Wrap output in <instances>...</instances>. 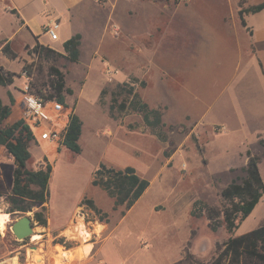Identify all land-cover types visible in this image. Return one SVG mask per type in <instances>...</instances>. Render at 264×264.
I'll return each instance as SVG.
<instances>
[{"label": "rangeland", "instance_id": "rangeland-1", "mask_svg": "<svg viewBox=\"0 0 264 264\" xmlns=\"http://www.w3.org/2000/svg\"><path fill=\"white\" fill-rule=\"evenodd\" d=\"M67 2L0 0V13L2 5L16 9L43 42L48 43L43 26L42 31L40 28L43 17L58 20L59 40L49 41L58 51L63 52L62 43L72 34L81 35L76 63L65 57L40 61L32 54L33 45L19 40L24 31L18 28L16 18L0 14V42L11 41L10 47L17 54L10 61L0 52V72L13 75L11 85L0 86V101L11 108L0 128L21 117L24 85L47 82L49 66L62 72L64 87L70 91L63 93L68 108L53 111L50 104L45 108L56 126H30L33 142L29 144L27 167H44L45 158L52 173L44 213L47 226L33 221L38 207L26 212L23 216L32 219L34 228L33 236L24 241L16 240L10 231L15 216L7 213V197L14 166L0 147V213L9 217L8 225L0 230V264L9 260L18 263V252L30 258L29 253L35 251L31 246L41 248L42 260L34 258L37 264H88L82 263L84 256L78 254L79 249L94 243L93 251L97 252L107 241L90 264H210L230 237L264 225V198L233 232H228L220 214L225 205L221 191L245 176L246 151L260 157L264 154L253 136L254 121L247 120L244 128L238 126L246 108L243 98L248 103L256 99L255 92L243 94L240 88L245 82L254 85L259 76L252 64L250 74L241 81L244 62L233 54V50L238 54V49L236 52L229 43L208 39L205 31L191 36L187 27L197 22L238 25L239 5L246 8L264 0H85L71 11H67ZM54 11L60 15L56 17ZM245 16L254 28L264 24V11ZM244 53L253 55L255 48L251 46ZM227 74L235 76L231 84ZM131 78L138 80L130 82L138 98L162 113V127L150 130L137 112L116 119L109 116L112 93L119 92L118 86ZM124 97L131 99L122 92L118 102ZM70 108L83 122L79 154L57 141L40 140L42 132L66 126ZM245 118L247 115L242 116ZM126 124L133 126L128 133L131 152L127 153L112 148L115 138H121L120 127ZM228 126L235 131L230 132ZM100 163L130 166L149 182L124 216L123 207L113 209V200L106 192L91 185ZM259 172L264 183V162L259 164ZM83 199L91 201L100 213L82 205ZM195 201L219 212L216 231L209 228L204 211L198 215L196 209L195 215H190ZM78 223L80 229H75L73 225ZM35 236L40 238L34 240Z\"/></svg>", "mask_w": 264, "mask_h": 264}, {"label": "trees", "instance_id": "trees-1", "mask_svg": "<svg viewBox=\"0 0 264 264\" xmlns=\"http://www.w3.org/2000/svg\"><path fill=\"white\" fill-rule=\"evenodd\" d=\"M263 10L264 2L246 8H241V5H239L237 15L240 25L246 27L243 19L244 14H257ZM8 12L18 19L19 24L22 23L15 9ZM80 41L81 35L78 33L67 39L62 45L63 54L43 46L37 41H35L31 51L40 61L55 62L59 58L65 57L70 63H76L80 54ZM0 52L10 61L17 58V54L12 51L8 41L0 42ZM23 70L26 71V67H23ZM26 73L28 77H31L30 71L27 70ZM47 77L46 84L42 83L35 86L34 83H31L29 86L30 93L43 100L55 99L63 107L68 108L63 93L70 94V91L64 87L62 72L53 66H49ZM137 81L136 78H131L129 82L118 86L119 92L112 93L108 114L111 118L116 119L117 116L126 115L130 112L140 113L143 124L153 131L163 126L162 113L159 109L149 108L146 103L138 98L134 91V84H130V82L135 83ZM12 83V74L0 72V86H8ZM140 85L143 86L144 83L140 82ZM124 87L127 88L124 89ZM122 92L126 93L127 96H131V99L128 101V98L124 97L118 102V97ZM102 94L103 91L100 92L99 101ZM10 114L11 108L2 105L0 101V121L7 119ZM81 127L82 121L73 113V108H70L63 138L59 145L72 153L79 154L81 149L78 141L81 135ZM127 128L133 129V126L128 125ZM31 141H33V136L29 127L24 125L20 118L14 123L0 128V147L12 159L14 166L12 184L7 197V202L10 204L7 213L19 219L26 212L38 207L39 210L33 212V221L44 228L47 226L44 213L49 197L48 184L52 167L44 158V167L40 165L36 170L28 169L27 165L30 161L29 144ZM259 143L264 147V141ZM245 156L246 164L243 168L245 176L239 182L233 181L230 183L220 193V197L225 204L220 214L228 232L236 230L240 223L251 214L264 193V183L258 167L259 157L251 154L248 150ZM91 185L106 192L107 196L113 200V209L123 207L124 211L121 215L124 216L148 188L149 182L141 179L132 167L117 170L100 163L93 173ZM82 201L81 204L89 210L100 213L91 201L84 199ZM196 209H198V215H201L204 211L209 222V228L211 231H216L219 227V223L216 221L219 212L212 210L200 201H195L190 212L191 216L195 215ZM210 264H264V225L242 235L230 237L223 244V250Z\"/></svg>", "mask_w": 264, "mask_h": 264}, {"label": "crops", "instance_id": "crops-1", "mask_svg": "<svg viewBox=\"0 0 264 264\" xmlns=\"http://www.w3.org/2000/svg\"><path fill=\"white\" fill-rule=\"evenodd\" d=\"M83 1H85V0H68L67 5H66L67 11H71L72 9H76L77 7L80 6V4ZM2 6L3 7L1 8L0 14H2V13L10 14L8 11L14 9L10 5H6V6L2 5ZM17 13H18V11H17ZM53 14H55L56 17H58L60 15L59 12L55 13V11L53 12ZM48 16L49 15H45L43 17V20H42V23L40 26L41 31H42V26L44 28L45 24H47L51 20V19L48 21L46 20ZM19 17L22 20V23L19 24L18 19L16 18L18 28L21 29L22 31H24L23 39H21V38L19 39L21 42H23L25 44H29V45H34L35 41H37L39 44H41L43 46L54 49L55 51H57L59 53H63L62 51H58L56 48L51 46L49 43V39H48V43L41 41L40 35L36 36L37 33H32L28 23L25 20H23V18L20 15H19ZM247 17L248 16L243 17V19L246 23V27H242L240 25V22L238 25H236V24L229 25V24L223 23V22H216L215 25H210V26L206 25L203 22H197L196 26L191 23L190 26L187 28L190 31L191 36L197 35L198 31H205L206 32L205 36L208 39H210L212 41H221V42L223 41V42L229 43L230 46H232V48L233 47L236 48V52L238 49V54L234 53V50H233V54L237 57V60L239 62H244L245 72L240 74V80L241 81L244 78L246 79L247 75L250 74L249 70H251L250 69L251 66L254 65V67L256 68L258 76H259L257 82H255L254 85L252 84V82H249V83L245 82L244 83L245 86L240 88L241 90H243V94L246 92H250V91L255 92L256 93V99L254 100V102L251 101L250 103H248L247 101H245V98H243V102L246 105L245 112L243 115H247V118L242 120L243 115H240L238 126L244 128L245 126H248V122L250 120H251L250 122H252V120H253L254 123L256 124V127H254V129H253V132H254L253 136H254L255 140H258V142H260V141H264V24L261 25L260 28L259 27L254 28L248 22ZM210 27H212V29ZM73 35H75V33L72 34L71 36H73ZM66 40L67 39H65L63 41V43ZM9 43H11V41ZM63 43H62V45H63ZM251 46H253L255 48V54L246 55V53H244V50H247ZM62 49H63V47H62ZM227 76H228L227 78H229L228 84H231V81H233L235 79V76L234 75L230 76V74H227ZM241 81H240V83H241ZM99 96H100V93H99V95H97L98 100L96 98V101H98V102H99ZM73 113H75L74 109H73ZM247 120H249V121L246 122ZM257 123H259V125H261V126H257ZM127 126H128V124L120 127L121 138L120 139L115 138V142L113 143V146H112V148L124 150L125 153L129 152L128 150H130V152H131V143L129 144V141H128L129 140L128 133L131 132L132 130L128 129ZM223 126H226V125L223 124ZM228 128L230 129V132L235 131V130H231V128L229 126H228ZM96 130H94V131H96ZM83 135H84V132H83V122H82L80 137L83 138L84 137ZM111 138H113V135H111ZM31 143H30V145H31ZM78 143H79V141H78ZM117 143H120L119 147L116 146V145H118ZM122 144H124V146ZM256 156H258V155H256ZM258 157H259V164L264 162V154H262V157H260V156H258ZM107 167H109V166H107ZM125 167H130V166L124 165L121 167H111V168L121 170V169H124ZM258 167H259V165H258ZM263 198H264V193H263L260 201L258 202V204L253 209V211L262 202ZM8 219H9V217H8ZM17 219L18 218H15V221ZM8 223H9V220L7 222V225H8ZM107 243H108V241L104 242L99 247L97 252L93 251L94 243L86 244V245H90L91 249H90V252L88 255H86V256L83 255L84 260L82 263H88V264L92 263L91 261H93L95 259L96 255L101 253V251L104 249V247ZM18 254H19L18 259H17L18 263H16V264H28L29 263L30 259L26 257V254H21L20 252H18ZM20 255H22L23 259L20 258ZM103 264H105L104 261H103Z\"/></svg>", "mask_w": 264, "mask_h": 264}, {"label": "built area", "instance_id": "built-area-1", "mask_svg": "<svg viewBox=\"0 0 264 264\" xmlns=\"http://www.w3.org/2000/svg\"><path fill=\"white\" fill-rule=\"evenodd\" d=\"M60 24L58 20H50L44 26V34L47 36L50 42H56L59 40L58 30ZM28 77V76H27ZM29 78V77H28ZM22 100L20 104L21 117L23 124L29 127L30 133L33 136L30 126L40 127L42 123H52L50 116L46 112L45 108L50 104L52 105L53 111H60L63 109V105L57 102L55 99L43 100L30 93L29 84H25L23 91L21 92ZM56 126V124H51ZM66 127V126H65ZM60 128L56 130L53 128L52 131L42 132L40 134V140H53L58 143L61 142L63 138L64 129ZM7 225V224H6Z\"/></svg>", "mask_w": 264, "mask_h": 264}, {"label": "water", "instance_id": "water-1", "mask_svg": "<svg viewBox=\"0 0 264 264\" xmlns=\"http://www.w3.org/2000/svg\"><path fill=\"white\" fill-rule=\"evenodd\" d=\"M33 228L34 224L32 219L29 216H22L12 223L10 231L16 240L24 241L33 234ZM36 248L37 246H31L32 250Z\"/></svg>", "mask_w": 264, "mask_h": 264}, {"label": "bare ground", "instance_id": "bare-ground-1", "mask_svg": "<svg viewBox=\"0 0 264 264\" xmlns=\"http://www.w3.org/2000/svg\"><path fill=\"white\" fill-rule=\"evenodd\" d=\"M8 215L7 214H4V213H0V230L1 229H3L4 228V226L7 224V222H8ZM79 224H81V223H78V224H75V225H73L74 226V228L76 229V228H79L78 227V225ZM80 229V228H79ZM33 236V235H32ZM40 237H37V236H35L34 237V240H36V239H39ZM90 244V243H89ZM41 248H36L35 249V251H33V253H29V259H30V262H29V264H37V263H35V261H34V258L36 257L38 260H42V257L40 256L39 257V255H40V250ZM90 249H91V246L90 245H84L83 247H81L80 249H79V251H78V254L79 255H84V256H86V255H88L89 254V252H90ZM34 250V249H33ZM77 254V253H76ZM38 256V257H37ZM9 264H14L11 260H9ZM38 264H42L41 262H38Z\"/></svg>", "mask_w": 264, "mask_h": 264}]
</instances>
